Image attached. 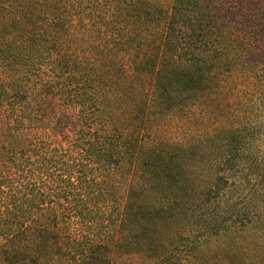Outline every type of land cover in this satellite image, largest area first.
<instances>
[{
  "label": "trees",
  "instance_id": "obj_1",
  "mask_svg": "<svg viewBox=\"0 0 264 264\" xmlns=\"http://www.w3.org/2000/svg\"><path fill=\"white\" fill-rule=\"evenodd\" d=\"M258 22L264 0H0V264H264L251 127L146 134L219 92Z\"/></svg>",
  "mask_w": 264,
  "mask_h": 264
},
{
  "label": "rangeland",
  "instance_id": "obj_2",
  "mask_svg": "<svg viewBox=\"0 0 264 264\" xmlns=\"http://www.w3.org/2000/svg\"><path fill=\"white\" fill-rule=\"evenodd\" d=\"M260 24L262 23L258 22L260 28H241L245 32L253 31V38L250 37L254 42L252 56L248 55L251 57L246 58V62L242 63L237 72L234 71L235 73L227 74L223 78L221 89L217 90L219 92L214 93L216 90H211L196 97L187 111L161 118L146 134L156 141L186 145L216 131L237 126L251 127L243 136L245 147L248 148L245 152L260 163L264 159V71L260 72L264 70V28ZM249 62L262 64L252 70L254 64ZM243 69L252 70V75L244 73ZM219 140L213 146H216ZM259 167V174L264 173V162ZM253 171L251 168L244 171V174L248 175L240 190L242 197L245 196L241 205L247 210H256L255 205H264V190L263 187L260 189V181L263 183L264 177L256 180L255 175H249ZM243 237L246 238V234ZM122 262L151 264L145 259L131 256L122 257Z\"/></svg>",
  "mask_w": 264,
  "mask_h": 264
}]
</instances>
